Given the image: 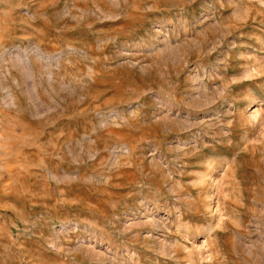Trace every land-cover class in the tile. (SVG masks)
<instances>
[{
	"label": "rangeland",
	"instance_id": "obj_1",
	"mask_svg": "<svg viewBox=\"0 0 264 264\" xmlns=\"http://www.w3.org/2000/svg\"><path fill=\"white\" fill-rule=\"evenodd\" d=\"M0 264H264V0H0Z\"/></svg>",
	"mask_w": 264,
	"mask_h": 264
}]
</instances>
